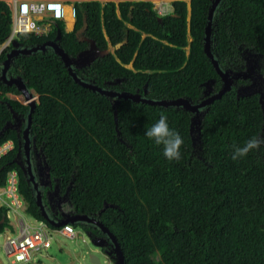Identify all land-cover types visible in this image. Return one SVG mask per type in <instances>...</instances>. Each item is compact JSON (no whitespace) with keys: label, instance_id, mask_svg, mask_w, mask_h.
<instances>
[{"label":"trees","instance_id":"trees-1","mask_svg":"<svg viewBox=\"0 0 264 264\" xmlns=\"http://www.w3.org/2000/svg\"><path fill=\"white\" fill-rule=\"evenodd\" d=\"M213 1L190 0L188 13L187 1L176 0L166 14L149 0L75 1L72 30L58 20L47 35L19 32L14 39L32 46L60 29L58 43L71 57L89 39L101 49L110 43L112 51L74 65L84 80L119 91L145 88L146 98L185 97L196 103L207 97L205 82L209 95L223 84L205 44L222 69L243 70L245 56L261 54L254 68L264 79V0H218L207 35ZM84 15L81 37L76 31ZM10 30V10L0 0V46ZM12 41L0 51V75ZM7 74L20 76L38 94L30 127L58 189L67 191L73 207L93 212L109 228L124 264H264V145L232 160L234 145L254 136L264 139L258 92L239 94L232 85L199 107L192 131L194 111L182 105L122 97L114 108L108 95L77 82L51 46L16 54ZM117 78L120 85L106 82ZM8 92L18 90L0 78V144L17 140L13 130L3 129L11 116L7 103L22 105ZM161 115L184 140L178 162L167 160L163 146L145 135ZM14 151L15 146L0 155V185L16 167L26 214L45 220ZM3 217L0 233L10 225L0 208ZM108 251L115 259L111 246Z\"/></svg>","mask_w":264,"mask_h":264},{"label":"flooded vegetation","instance_id":"flooded-vegetation-1","mask_svg":"<svg viewBox=\"0 0 264 264\" xmlns=\"http://www.w3.org/2000/svg\"><path fill=\"white\" fill-rule=\"evenodd\" d=\"M77 33L81 34V37H83L82 30H78ZM13 46L14 45L12 44L11 48H13ZM90 46L91 45L89 43L82 50H86ZM19 47H26V46L21 45ZM11 48L9 50H11ZM18 53H16V54H18ZM6 55H7V53H6ZM14 56H12V57H14ZM261 56H262L261 54H259V55L254 54V55L245 56L244 58H246V62H245L246 68H244L243 70H238V71H245V77H243V78H246V79L249 78L250 82L245 83V84L239 83V82H237V79L233 77V84L232 85L235 86V89L239 94L258 92L259 93V100H261V103L264 105V79H263L262 75L260 73H258V71L254 68V66L255 67L258 66L257 60L260 59ZM254 62H255V64L253 65ZM85 64H88V63L86 62L84 64L78 65L75 63L66 64L64 61V65L68 68V70L71 69V70H69L70 74L72 75V72L74 71L77 74V76L80 77L82 80H84V79L74 70V65H75V67H79V66H84ZM224 70H227L228 72H230L231 75L233 74L232 72L237 71V70H231V69H224ZM1 73H2V68H1ZM72 77H73V75H72ZM0 78L4 81V78L2 77V75H0ZM85 81L89 82L88 80H85ZM106 82L109 84H119L120 85V79L119 78H117L113 82H110V81H106ZM204 84H205L204 94H207V97H208L209 96L208 93H210V91H211V86H210L209 82H208V84H206V83H204ZM102 89H104L106 92L111 91V94L108 95L109 98L111 99V102L115 101V100H118V102H119L120 98L123 97V96H119L118 94H116V92H118V93L131 92V93L139 94L143 98H144V95H146V93H145L146 89L145 88L141 92L139 91L138 88H135L136 90L134 92H132L130 90L119 91V90H116L114 88H110L107 86L102 87ZM14 94H16V95L19 94L20 98L27 100L24 97V94H25L24 92H21L18 90V92L14 93ZM207 97H205V98H207ZM20 98L16 97L15 99H17L22 105H20V106L17 105L15 108L13 107V111L10 109L11 116L6 121V123L9 121V124L7 127H5V129L9 128L15 132V136H16L17 140H16L15 144L13 141V147L15 146L13 160L17 163L18 167L21 169L23 174H24V172H26V174H24V176L27 179L28 183H30L32 188L34 189L35 202H36V192L40 191L44 208L48 214L47 218L44 217L46 219V223L49 226H52L49 223V221L51 222V219L67 220L66 222H70L73 225V227L75 228V230H78V229L81 230L80 232L83 236V240L85 242V245L88 244L90 246L91 245L96 246L94 248L101 250L103 252V254L105 255V257L112 264H115V263L121 264V260L118 256L119 254H121V251L116 246V245H118V242L116 240L111 239L110 234H113V233L109 230V228L105 224H103L101 219L96 217L93 214V212L80 211L77 208L73 207L67 198L68 197L67 191L62 192L60 189H58L57 183L55 182L54 178L51 175L50 176L48 175L49 168L46 165L41 145H38V143L36 142V136L33 135L32 131H31V127H30V129L26 128L27 123H28V118H29V116L30 117L32 116V113L35 110V107L38 103V94L34 91L33 96L31 97V99L35 100V106L33 104V109H31V105H28V101H30L31 99H28L27 102H24V100H21ZM205 98H203V99H205ZM30 122H31V119H30ZM27 134H28L29 140L27 139ZM28 152H29V159L31 162V172H32L33 178L35 180H32L30 178V169L28 167V162L26 160V154ZM34 182H37V187H36ZM39 208H40V206H39ZM40 211L42 213L41 209H40ZM42 215H43V213H42ZM86 216L89 218H93V219H88ZM77 226H79V227H77ZM110 246H111L112 250L115 252L114 253L115 259H112V257H110L108 254V252H109L108 249H110ZM77 254L79 255V253H77Z\"/></svg>","mask_w":264,"mask_h":264},{"label":"built area","instance_id":"built-area-1","mask_svg":"<svg viewBox=\"0 0 264 264\" xmlns=\"http://www.w3.org/2000/svg\"><path fill=\"white\" fill-rule=\"evenodd\" d=\"M174 1V0H169ZM14 6L13 25L3 47L7 46L19 32H29L35 35L48 33V26L55 25L57 20L65 16L63 0H12ZM167 1L158 4V10H167ZM75 17L76 9L71 7ZM40 15L41 19L34 16ZM13 148V140L7 139L0 144V155ZM25 200L19 190V172L16 167L6 171L5 182L0 185V208L6 209V214L13 217L14 230L4 234L3 250L10 263H27L41 250L48 249L55 233L74 237L76 230L70 222L59 226H49L44 220L30 221L24 210Z\"/></svg>","mask_w":264,"mask_h":264},{"label":"water","instance_id":"water-1","mask_svg":"<svg viewBox=\"0 0 264 264\" xmlns=\"http://www.w3.org/2000/svg\"><path fill=\"white\" fill-rule=\"evenodd\" d=\"M218 0H214L213 4L209 10V14H208V21L207 24L205 26V31L206 34L209 35V31H210V20H211V16H212V12L213 9L215 7V4L217 3ZM188 3L190 4V0L188 1ZM190 8V6H189ZM55 24H57V21L55 22ZM87 25L86 22V17L85 15L83 16V27L80 30H83ZM61 36V30L57 29L56 35L54 38L51 39H46L44 40L42 43L40 44H36V45H32V46H26V47H19L21 46L19 44V42L16 39H13L12 44L15 46H13V48H11V50H9L7 52V56L5 58V60L3 61V66H2V77L4 78V81L7 84H15V86L18 88L19 91L24 92V97L25 99H31V97L33 96V89L28 88L27 85L24 83V81L21 79L20 76H8L6 74L7 68L9 66V62L11 60V57L14 56L16 53H30L32 51L38 50V49H44L46 46H51L54 51L65 61L66 64H70V63H75V64H84V63H89L91 60H93L94 58H96L99 55H103L104 53L110 51V49L108 48V46L105 49H101V48H97V46L95 45L94 41L92 39H89L90 41V47L86 50H82L80 51L76 56H69L68 53L66 51L63 50V48L59 45L58 43V39ZM121 43V42H120ZM118 43V44H120ZM205 51L207 52V54L209 55V58L211 59L212 64L214 65V67L216 68L217 72L219 73V75L221 76L222 80H223V84L222 87L215 93L209 95L207 98L202 99L199 102L196 103H192L189 99H186L185 97H178V98H170V99H151V98H143L141 97L139 94H135V93H131V92H121L118 93L116 92V94H118L119 96H123V97H129L132 98L134 100H143V101H147L149 103H153V104H162V105H182L184 108H187L191 111H195L194 114L191 116V125H190V129L196 130L197 129V124L199 123V115L202 113V111L199 109L200 106H202L203 104L209 103L211 102L214 98L220 97L222 95V93L228 89L231 88L232 84H233V77L234 78H239V77H245V71H234L232 72L233 74L231 75L230 72H228L227 70L222 69L217 60L214 58L212 52L210 51L209 47L207 46V44H205ZM71 70V69H69ZM72 75L74 77V79L76 81H78L79 83L88 86L94 90H98L101 93H104L106 95H110L111 91L106 92L104 89H102L101 86H98L96 84H93L91 82H86L85 80H82L80 77L77 76V74L73 71ZM206 84H208V81L205 82ZM261 101V100H260ZM118 103V100L112 101V105L115 108L116 104ZM33 104L35 106V100L31 99L30 101H28V105H31V109H33ZM7 105L10 107V109L13 111V107H11L10 103L8 102ZM30 119L31 117L29 116L28 118V123L26 128L30 129ZM114 119H115V124L117 123V118H116V114H115V110H114ZM9 124V121L3 126V129L5 127H7ZM117 128V127H116ZM3 129H1V132L3 131ZM118 130V129H117ZM119 132V131H118ZM27 139L29 140L28 134H27ZM26 160L28 162V167L30 169V178L32 180H35L33 178V174L31 172V162L29 159V152L26 154ZM47 165V163H46ZM48 167V165H47ZM24 174H26V172H24ZM48 175L50 176V171H48ZM36 187H37V182H34ZM58 187V186H57ZM36 203L40 206V209L42 210L43 216L45 218H47L48 214L44 208L43 202H42V197L40 194V191L36 192ZM105 205H107V203H105ZM83 216V215H82ZM84 217V216H83ZM87 217V216H86ZM88 219H93V218H89ZM4 218H1L0 221H2ZM46 220V219H45ZM49 221V220H48ZM67 220H55V219H51V222L49 221V223L52 226H59L62 225L63 223H66ZM111 239L116 240L115 237L113 236V234H110ZM118 247V245H116ZM84 253L86 255H88L89 260L92 264H101L98 256L92 252H85ZM84 255V254H83ZM120 260H121V264H124L123 262V255L122 253L118 255Z\"/></svg>","mask_w":264,"mask_h":264},{"label":"rangeland","instance_id":"rangeland-1","mask_svg":"<svg viewBox=\"0 0 264 264\" xmlns=\"http://www.w3.org/2000/svg\"><path fill=\"white\" fill-rule=\"evenodd\" d=\"M188 1V0H187ZM108 48L112 51L114 46L110 43ZM34 92V91H33ZM20 98L19 94L15 95ZM21 100H24L20 98ZM27 102V100H24ZM12 219V216L10 217ZM81 230H76V235L73 237H67L59 233H55V237L52 241L51 246L46 250H41L35 255L40 259V262L45 264H90L87 260L85 252H92L99 257L101 264H112L103 254V252L94 245H85L83 236L80 232ZM4 233H0V243L3 242ZM79 253V255L77 254ZM84 254V255H83ZM34 255V256H35ZM0 262L2 264H12L10 260L6 257L4 250L0 247ZM14 264H24L22 262H16Z\"/></svg>","mask_w":264,"mask_h":264},{"label":"clouds","instance_id":"clouds-1","mask_svg":"<svg viewBox=\"0 0 264 264\" xmlns=\"http://www.w3.org/2000/svg\"><path fill=\"white\" fill-rule=\"evenodd\" d=\"M145 135L154 140L156 145L163 146V155L167 160L178 162L181 159L180 150L184 140L178 132L170 129L166 116L161 115L159 120L146 130ZM261 145H264V139L255 136L248 139L243 146L234 145L232 160L246 157L249 152L259 150Z\"/></svg>","mask_w":264,"mask_h":264},{"label":"crops","instance_id":"crops-1","mask_svg":"<svg viewBox=\"0 0 264 264\" xmlns=\"http://www.w3.org/2000/svg\"><path fill=\"white\" fill-rule=\"evenodd\" d=\"M4 1H6L7 2V4H8V7H9V10H10V14H11V28H12V25H13V13H14V6H13V3H12V0H4ZM64 1V3H65V16H64V18H62V19H60V20H63L64 21V25H65V29L67 30V31H70V30H72L73 28H74V25H75V21H76V15H75V17L74 16H72V14H71V7L72 6H74L75 7V1H81V0H63ZM99 1H101V2H104V1H107V0H99ZM112 1H115V2H119V1H122V0H112ZM149 1H151L152 3H153V5H154V8L156 9V11L159 13V14H166V13H168V12H170V11H172L173 10V2L174 1H176V0H174V1H169V0H166L167 1V5L165 6V7H167V10L165 11V12H160L159 10H158V4L161 2V1H163V0H149ZM187 1V0H186ZM189 1V0H188ZM188 1H187V3H188ZM189 6H190V4L188 3V13L190 12V8H189ZM76 9V8H75ZM117 13L119 14V10L117 9ZM36 19H41V16L40 15H35L34 16ZM188 18H189V14H188ZM74 19V20H73ZM58 21V20H57ZM69 21V22H68ZM56 25V24H55ZM55 25L54 26H52V25H50V26H48V33H50V32H52L53 31V29H54V27H55ZM80 30V29H79ZM47 33V34H48ZM47 34H45V35H47ZM76 34L77 35H79L78 33H77V31H76ZM55 35H56V33H55ZM52 38H54V37H52ZM49 39H51V38H49ZM2 46H3V44L0 46V51L3 49L2 48ZM111 51V50H110ZM5 60V59H4ZM8 69V68H7ZM6 74H7V71H6ZM9 76H12V75H9ZM13 85H15V84H13ZM17 88V87H16ZM17 90H18V88H17ZM7 95L9 96V97H11V98H16L15 97V95L16 94H14V92H8L7 93ZM2 185V184H1ZM26 208V203H25V205H24V210H26L25 209ZM25 214H26V211H25ZM6 216H7V214H6ZM26 216H27V218L30 220V221H33V222H35V220H39V219H36V218H34V217H32V216H30V215H27L26 214ZM8 217V219H9V226L8 227H5V229L2 231L4 234H6V233H8V232H12L13 230H14V221H13V217H12V219L9 217V216H7ZM44 217V216H43ZM4 218V217H3ZM45 219V218H44ZM4 220V219H3ZM1 232V233H2ZM3 246H4V238H3V242L2 243H0V247L3 249ZM24 264H45V263H42V262H40V259L35 255V256H33V260L32 261H30V262H27V263H24ZM75 264V263H74Z\"/></svg>","mask_w":264,"mask_h":264},{"label":"bare ground","instance_id":"bare-ground-1","mask_svg":"<svg viewBox=\"0 0 264 264\" xmlns=\"http://www.w3.org/2000/svg\"><path fill=\"white\" fill-rule=\"evenodd\" d=\"M74 20V19H73ZM69 22V21H68Z\"/></svg>","mask_w":264,"mask_h":264}]
</instances>
